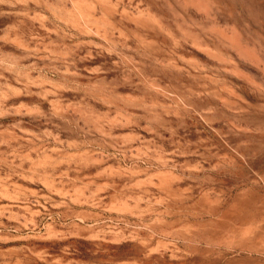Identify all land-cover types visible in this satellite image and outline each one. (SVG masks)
<instances>
[{
	"label": "rangeland",
	"instance_id": "obj_1",
	"mask_svg": "<svg viewBox=\"0 0 264 264\" xmlns=\"http://www.w3.org/2000/svg\"><path fill=\"white\" fill-rule=\"evenodd\" d=\"M0 264H264V0H0Z\"/></svg>",
	"mask_w": 264,
	"mask_h": 264
}]
</instances>
